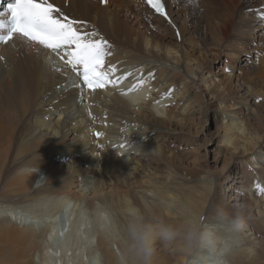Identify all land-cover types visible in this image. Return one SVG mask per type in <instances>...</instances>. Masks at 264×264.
<instances>
[{
    "label": "bare ground",
    "instance_id": "obj_1",
    "mask_svg": "<svg viewBox=\"0 0 264 264\" xmlns=\"http://www.w3.org/2000/svg\"><path fill=\"white\" fill-rule=\"evenodd\" d=\"M5 1L0 0L3 34L8 27ZM126 1L143 14L131 13L132 7L127 8ZM178 1L163 0L167 14L164 17L155 14L146 0H47L60 10L55 13L58 18H63L62 13L76 22L78 31L95 33L94 38L102 37L108 42L103 70L109 73L110 80L122 83L104 88L88 89L65 64L67 57L63 53L58 55L18 36L0 43V163L8 154L13 156L12 182L24 188L39 183L42 173L45 177L32 198L26 195L16 202L30 206L27 210L32 211L26 220H18L12 212L13 204L0 200V254L6 258L0 264H6L4 260L9 264H48L56 238L65 240L60 247L62 253L70 245L79 244L85 228L84 215L92 217L95 249L102 251L99 250L106 264H117L112 241L126 254V223L137 207L127 204L126 195L119 198L106 182L100 181L99 187L95 184L92 188L81 184L90 178L93 168L100 173L111 165L134 174L137 190L133 191V199L142 204L138 208L146 222L191 225L190 235L181 234L168 241L177 250L180 263L244 264L245 259L252 262L264 255V243L256 240L254 230L256 219L261 228L260 224H264V132H249L230 109L234 105L251 109L250 101L257 97L264 105V0H197L185 15ZM145 19L169 40L152 37L146 31ZM203 49L226 58L224 67L238 91L232 105L220 101L217 110L223 130L218 142L230 148L241 165L239 171L227 176L230 186L239 192L229 199L236 205L248 195L253 210L252 223L244 222L239 232L221 208L228 213L240 210L229 204L223 208L221 201H215L222 192L221 184L162 179L150 173L148 164L155 161L152 155L159 151L158 140H169L177 132L171 125L182 124L184 114H192L194 101L201 98L202 108L207 110L216 95L209 91L211 97L207 98L200 89L212 85L207 80L211 70L204 76L195 60V52ZM25 92L38 98L27 108L24 122L19 123ZM255 112L263 123L260 107L256 106ZM96 123L105 132L100 135L101 142L91 136ZM134 133L144 135L146 141L136 144L130 152L122 150L118 143L121 140L111 139L112 135ZM114 140L117 145H113ZM105 141V147L101 146ZM107 207L115 217L110 228L101 219ZM148 211L155 216H148ZM87 229L85 234L90 236L92 232ZM73 236L75 240L71 241ZM153 244L159 246L162 241L157 238ZM30 252L31 262L22 261ZM60 256L62 264H69L64 255ZM153 257L152 263L158 262Z\"/></svg>",
    "mask_w": 264,
    "mask_h": 264
},
{
    "label": "rangeland",
    "instance_id": "obj_2",
    "mask_svg": "<svg viewBox=\"0 0 264 264\" xmlns=\"http://www.w3.org/2000/svg\"><path fill=\"white\" fill-rule=\"evenodd\" d=\"M178 2H179V5L181 6V9H183L184 15H185L186 13L187 14L189 13V10H191L192 7H194V5H196L197 0H179ZM125 5L127 8L132 7L131 13L133 12V14L135 13L138 15L143 14L141 13L143 11L140 9L134 8L131 2L126 1ZM121 18L123 19V16H121ZM144 21H145V25H148L146 26V31H148V33L152 37H154L155 39H158L159 41H163V42H166L169 40L165 38L161 32H157L156 30H154L152 28L151 23L148 20L145 19ZM170 42L175 43L174 40H170ZM194 56H195V60L202 67L201 74L204 73V76H207L208 70H211L212 72L207 77V80L212 81L211 87L205 88L201 86L200 89L206 92L207 98L211 97L209 91L215 92L216 95H214L213 98L210 99L209 108L207 110H203L201 98L196 99L194 101V106L192 107L193 109L192 114L185 113L184 117L186 116V120H184L182 124L173 123L171 125V128H173L177 132L174 134H171L169 140L165 138H161L158 140L159 151L156 154L152 155L155 161H148L149 162L148 164H150L149 165V168L151 171L150 173H152L153 171L155 172V173H152L153 175L156 174V176L162 179H165L167 177L166 179L180 180L181 178L184 180V182L187 181L190 183L200 180L201 182L202 181L209 182L212 186H214L215 182H217L219 185L221 184L219 187L222 189V192H220L221 193L220 196L217 195L215 197L216 198L215 201H221L222 203L219 202V205L220 206L223 205V208L225 204L226 205L229 204V206L234 205L235 208L240 210L237 212L234 211V212L228 213L227 211L224 212L221 208V213L222 212L224 214L227 213V216L229 215L230 217L233 214H237V213L241 214L242 216L244 215L243 216L244 222L247 224L252 221L250 218V214H251V211L253 213V210L251 208V201H249L250 196L244 195L245 196L244 198H241L236 202L237 206L233 204L234 200L229 199L230 195L232 197L239 192L236 190H233L232 188L233 186L231 185L232 186L231 187L230 183L227 181V176L230 174L233 175L234 171L235 172L239 171V168L241 167L240 162H238L239 160L237 159L236 154L231 153V151L229 150L230 148L224 147L218 142V139L221 138V134L223 133L222 132L223 131L222 130V117L220 113L218 112L219 110H217L219 109L218 105L220 104L218 102L222 101L221 104L232 105L238 98V91L236 89V86L230 83V82H233V79L228 76L227 68L224 67L226 65L225 64L226 58H224L222 55H219L218 53H213V52H210L204 49L201 51L195 52ZM243 56H246V55L243 54ZM243 56L242 58L244 59ZM116 82L117 84L122 83V81H119V80ZM193 87L194 85H191L190 89H192ZM222 88H225V91H220ZM23 97L25 98V105L22 107V110L18 112L17 120L19 123L24 122L23 119L27 112V108L34 100L38 98L36 95L29 94L27 92L24 93ZM259 99H261V97H257L256 101H254L253 99L250 101L251 109H247L245 105H240V107L238 108H236L237 105L230 107V109L233 112H235L238 115V117L242 119V123L244 122L246 124L247 128L249 129V132H255L256 130H262L264 132V121L263 123L260 122V119L257 118L256 112H255L256 106L260 107L261 112L263 114V120H264V105H263V102ZM110 111L111 109L107 111V114ZM252 114H255L256 117ZM254 121L258 125L253 123ZM98 133L99 135H97ZM103 134H105L104 130L99 128V125H97V123L95 126H92L91 136L95 140H97L98 142H101L100 135H103ZM115 138L117 142L121 140L118 143H120L119 144L120 147L121 145L124 144L122 150L127 148V152L132 151L136 144H140L141 142L146 141V137L144 135H140L137 133H134L133 135H130V136L124 135V134L111 136V139H115ZM116 141L114 140V143H116ZM106 144L107 142L105 141L104 144H100V145L105 147ZM113 145H117V143ZM111 149H115V147L111 146ZM12 158L13 156L11 154H8L6 158V160L8 161L4 160L3 162L0 163V171H2L0 172V200H3L7 204H13V207H15L14 208L15 211L13 210L12 212H16V210L18 209L27 210V208L30 207L29 205H27L28 207L25 206L24 204L26 203H22V202L16 203V202L25 198L26 195L32 198L33 195L35 194L34 192H36L39 189L38 186H41L44 183L43 180H45V177L43 176L44 174L42 173L40 176V180L42 181L39 180V183L35 185L30 184L28 188H24V187L14 184L12 182V176H13V170H14L12 168L13 167L12 164H13V161L15 160H13ZM118 159H120V157H118ZM90 172H89V175L91 174L90 178L83 180L84 182L81 183L82 185H84V187L88 188V186H90L92 188V186L95 184H98V187H99L100 181L106 182L107 184H110L109 186L112 188L113 191H116L118 193L119 198H123V196L126 195L127 197L126 196L125 197L128 201L127 204L131 205L133 208L137 207V210L141 212L139 208H141L140 205L142 204H140L139 199L137 200L133 199L134 193L137 190L136 189L137 180L136 179L134 180V174L128 175L126 171L122 170L118 165H111L108 169H105L103 171L100 170L99 171L100 173H98L97 168H93L92 170H90ZM30 191H32V193ZM97 203L100 204L101 202L98 201ZM147 215L150 217L155 216L154 214L152 215V213L149 211L147 212ZM102 216H101V219H103V222L106 228H110L115 218L113 217L114 215H113L112 209L108 207L107 209L105 208V211L102 213ZM84 218H86V220L84 219L85 220V224H84L85 232L81 229L84 233L82 232L81 240H78L79 244L78 245L73 244L72 246L70 245V248L68 247L67 250H64L65 253L64 252L62 253L60 250V247L64 245L63 241L65 240L62 239L63 240L62 241L61 239L58 240L59 237L56 238L52 242V248H53L52 250H54L55 252H52L51 250V253L48 254V257H47L48 264H62L61 259L63 257L60 256L61 254L62 256L64 255L65 259L69 261V264H76V263L81 264V262H76L77 260L82 261L83 264H106L104 260V256L101 257L103 255V253H101L102 251L98 248L95 249L96 239H95V234H93L92 232L94 230L93 223L91 220L92 217L90 215H84ZM257 221L258 220L256 219V226L254 227L255 234H256V240H258L260 243L263 244L264 243V238H263L264 237V224H260L262 225V228H261L259 225H257ZM90 224L91 226L89 227L88 225ZM16 226H19V225H16ZM86 229L89 230L90 233L92 232L91 234L92 236L87 235L88 231H86ZM74 240H75V236H73L71 241H74ZM161 241H162V244L159 246L153 244V248H154L153 256L158 259V260H155V258L153 257L154 262L158 261L159 263L156 262L152 264H157V263L158 264H183L182 262L180 263V256L177 250H174L173 245L169 243L168 241H164V240H161ZM112 243H113L112 249L117 255V260H118L117 264H120V263L130 264L128 256H126V254L120 250V245H118L117 242H114V241H112ZM227 243H229V241H227ZM30 253L32 254L33 252H30ZM31 254H29V256H26L28 259H26V257L25 259L21 258V259H24L22 261L31 262V259L33 256V254L32 255ZM161 258L162 260H164L163 263H161L162 260L161 262L159 261V259ZM1 259H6V258L5 256L0 254V260ZM256 260L258 262H256ZM4 262H6V264H9L7 263V260H4ZM244 264H264V255L259 256L258 259L256 257L253 258L252 262L249 259H245Z\"/></svg>",
    "mask_w": 264,
    "mask_h": 264
},
{
    "label": "snow or ice",
    "instance_id": "obj_3",
    "mask_svg": "<svg viewBox=\"0 0 264 264\" xmlns=\"http://www.w3.org/2000/svg\"><path fill=\"white\" fill-rule=\"evenodd\" d=\"M146 3L156 13L167 15L162 0H146ZM6 10H10L11 25L6 34L0 33V43L10 42L18 36L58 55L63 53L67 57L65 64L71 66L88 89L95 90L116 83L103 70L104 58L109 54L108 42L102 37L94 38L95 33L78 31L74 27L76 22L62 13L63 18H58L55 13L60 10L47 0H14ZM3 27V21H0V29Z\"/></svg>",
    "mask_w": 264,
    "mask_h": 264
},
{
    "label": "clouds",
    "instance_id": "obj_4",
    "mask_svg": "<svg viewBox=\"0 0 264 264\" xmlns=\"http://www.w3.org/2000/svg\"><path fill=\"white\" fill-rule=\"evenodd\" d=\"M31 211V209H18L15 212L16 218L24 221L28 218ZM230 220L235 231L239 232L242 230L244 218L241 214H233ZM126 232L127 245L125 251L130 264H152L154 240L159 238L164 241H174L181 234L187 237L191 233V225L174 226L164 221L153 225L145 221L140 211H136L129 215L126 223Z\"/></svg>",
    "mask_w": 264,
    "mask_h": 264
}]
</instances>
